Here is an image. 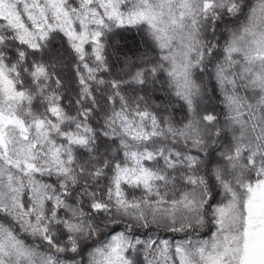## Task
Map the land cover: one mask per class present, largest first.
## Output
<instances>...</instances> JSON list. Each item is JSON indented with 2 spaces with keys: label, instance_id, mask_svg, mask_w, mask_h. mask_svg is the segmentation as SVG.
I'll return each mask as SVG.
<instances>
[{
  "label": "snow or ice",
  "instance_id": "snow-or-ice-1",
  "mask_svg": "<svg viewBox=\"0 0 264 264\" xmlns=\"http://www.w3.org/2000/svg\"><path fill=\"white\" fill-rule=\"evenodd\" d=\"M0 264H264V0H0Z\"/></svg>",
  "mask_w": 264,
  "mask_h": 264
}]
</instances>
